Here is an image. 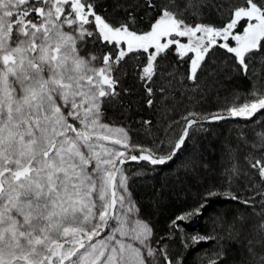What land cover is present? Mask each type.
Instances as JSON below:
<instances>
[{"label": "snow or ice", "instance_id": "snow-or-ice-1", "mask_svg": "<svg viewBox=\"0 0 264 264\" xmlns=\"http://www.w3.org/2000/svg\"><path fill=\"white\" fill-rule=\"evenodd\" d=\"M208 2L185 0L184 10L198 12ZM118 6L127 7L123 21L102 13L97 0H0V264H183L169 249L171 235L157 238L128 199L123 166L172 161L199 123L197 114L182 117L175 140L171 125L154 130L151 121H141L152 139L136 144L130 129L106 122V110L121 93L133 94L121 87L130 75L163 120L174 101L177 74L163 63L173 49L187 59L186 79L195 90L217 48L229 57L227 71L247 78L257 57L264 68V0H218L219 25L189 23L175 0ZM137 9L152 12L146 29L138 27ZM221 111L227 116L209 119H255L264 113V89ZM255 135L252 147L260 154L247 164L260 183L233 166L223 177L228 190L210 189L190 215L203 216L219 195L246 208L259 200L264 208V130ZM242 176L249 193L243 198L232 191ZM260 217L256 224L241 217L227 223L230 236L248 230L244 264H264V212ZM184 219L176 217L170 227L179 231ZM225 222L213 217L214 227ZM205 239L192 237L194 244ZM219 257L208 264H223Z\"/></svg>", "mask_w": 264, "mask_h": 264}, {"label": "trees", "instance_id": "trees-1", "mask_svg": "<svg viewBox=\"0 0 264 264\" xmlns=\"http://www.w3.org/2000/svg\"><path fill=\"white\" fill-rule=\"evenodd\" d=\"M175 2L184 11L189 23L195 21L219 25L223 20L215 7L218 0H209L198 12L185 11V0ZM97 3L100 11L110 19L123 21L127 7L118 6L123 4V0H97ZM136 11L139 14L138 27L146 29L152 12ZM88 47L91 51L92 45ZM95 47L99 49L101 46ZM163 63L177 74L172 89L174 101L168 102L170 111L163 120L158 107L149 108L143 102L139 82L134 81L130 75L123 78L121 87L130 89L133 94L129 96L121 93L120 101L106 110V122L130 129V137L136 144H148L152 139L145 135L141 121H151L154 130L171 125L168 135L175 140L184 129L182 117L189 112L197 114L193 118L199 123L190 129V138L172 161L159 166L146 161L127 162L128 186L134 194L139 215L151 224L157 238L171 235L169 249L183 264H208L209 258H215L216 253H220L219 259L223 264H244L247 258L245 248L248 230L245 229L243 235L230 236L227 223L236 217L244 218L250 224L258 223L261 212H264L260 206L261 201L257 200L254 208H246L219 195L203 216L190 213L203 202L205 193L210 189L220 193L228 190L223 177L226 170L233 166L250 176L255 183H260L255 173L249 171L247 160L252 155L260 154L252 146L258 145L255 134L264 130V113L251 120L229 117L212 121L209 117L213 114L227 116L222 109L234 102H242L257 89H264L261 58H255L256 71L245 78L235 70L227 71L232 67L229 57L223 49L217 48L205 70L200 73L199 90H195V85L186 79L188 61L186 58H178L175 49L167 53ZM121 102L128 107H122ZM140 164H145L146 168L142 176L137 174L136 167ZM241 180L242 184L233 183L232 191L239 190L243 198L249 194L245 191L248 180L243 176ZM180 215H184L185 219L179 224L180 230L174 231L170 227L171 222ZM216 216L226 221L223 228L214 227L213 217ZM201 236L206 239L194 244L192 237L199 239Z\"/></svg>", "mask_w": 264, "mask_h": 264}, {"label": "rangeland", "instance_id": "rangeland-1", "mask_svg": "<svg viewBox=\"0 0 264 264\" xmlns=\"http://www.w3.org/2000/svg\"><path fill=\"white\" fill-rule=\"evenodd\" d=\"M182 40H184V42H186V40H185V38H181ZM114 126H116V127H120L121 125H114ZM123 127V126H122ZM123 168H124V170H125V174H126V172H127V168H128V164L126 163L124 166H123ZM137 169H138V172H137V174H139V176H142L143 175V173L144 172H146V168H145V164L144 165H141L140 164V166H138V167H136ZM190 169H194L195 170V168H190ZM128 173V172H127ZM128 177H129V174H128ZM126 195H127V197H128V199H130V200H132L133 202H134V204L136 205V202H135V198H134V194L130 191V189H129V186H128V192L126 193ZM137 207V206H136Z\"/></svg>", "mask_w": 264, "mask_h": 264}]
</instances>
